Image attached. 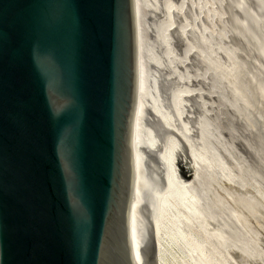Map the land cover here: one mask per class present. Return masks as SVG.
Segmentation results:
<instances>
[{
	"label": "water",
	"instance_id": "95a60500",
	"mask_svg": "<svg viewBox=\"0 0 264 264\" xmlns=\"http://www.w3.org/2000/svg\"><path fill=\"white\" fill-rule=\"evenodd\" d=\"M244 88L264 146V80ZM138 92L136 0H0V264H136ZM176 165L193 179L186 150ZM146 168L165 187L156 154Z\"/></svg>",
	"mask_w": 264,
	"mask_h": 264
},
{
	"label": "rangeland",
	"instance_id": "374dc122",
	"mask_svg": "<svg viewBox=\"0 0 264 264\" xmlns=\"http://www.w3.org/2000/svg\"><path fill=\"white\" fill-rule=\"evenodd\" d=\"M167 1L170 3L169 7L166 4L167 21L171 20L173 23L161 33L163 40H166L165 43L167 42L168 52L170 50L165 58V65L170 73L166 71L165 74L177 75L176 79L178 84L180 83L178 90L176 89L174 110L187 140L200 153L204 151V147L214 151L221 169V172H218L219 168L213 166L209 176L216 172L219 174L213 180L203 178L197 181L195 191H202L204 203L210 210V218L220 220L215 223V233L226 245L229 244L228 247L230 246L225 253L230 264H242L237 258L238 254L245 260L250 259L252 263L258 259L260 264H264V218L260 217L257 220L249 217L248 221L239 222L233 204L237 189L240 188L238 182L241 176V180H246L249 182L248 185L253 186V189H250L251 186L248 187L251 195L264 202V146L255 129L256 126L248 118L246 108L254 110V105L244 88V84L251 76H259L264 80V0ZM153 3L162 4L164 0H151V4ZM140 10L143 22L149 25L154 23L153 14L151 11L149 13L150 8ZM172 27L176 30L173 37ZM143 36L151 45L152 38L146 35V31ZM199 38L208 42L204 41V44H201ZM153 50L156 52L155 48ZM198 53L208 54L214 73L224 75L226 98L236 96L245 103L238 116L228 112L233 116L229 118L227 111L220 108L222 106L218 101L219 96L215 94L212 83L201 79L202 65L195 56ZM165 74L162 75L169 79L174 78ZM159 75L157 78L152 77V84L156 82L157 88L162 90L159 93L163 94L167 86L162 85L163 78L160 75V79ZM149 86L152 87L150 83ZM146 117L151 118L145 113L144 123H147ZM152 120L153 118L151 123ZM146 123L145 125L153 132L160 130V126L157 130L155 129L157 125L151 126L150 122ZM207 126L208 129L219 127L221 133L206 141L200 134ZM181 137L180 142L185 148L181 149L178 155H182L185 150L191 151L185 137ZM146 164L147 162L145 168ZM193 169L195 170L194 166ZM147 175V179L152 182L149 173ZM229 175L232 177L235 175V180L241 176L238 177V182H230ZM195 176L196 170L193 179ZM254 190H258V194ZM140 202V217L143 225L148 227L146 215L149 214L150 221L153 217L151 201L144 196L140 197ZM222 217L223 219H220Z\"/></svg>",
	"mask_w": 264,
	"mask_h": 264
},
{
	"label": "bare ground",
	"instance_id": "6f19581e",
	"mask_svg": "<svg viewBox=\"0 0 264 264\" xmlns=\"http://www.w3.org/2000/svg\"><path fill=\"white\" fill-rule=\"evenodd\" d=\"M136 4L139 35V92L133 143L135 189L130 216L134 231L132 246L133 257L136 264H145V256L143 257V255L146 252V242L148 241L147 227L143 225L141 220L139 204L141 205L140 197L146 196L151 201L150 205L153 208L152 214L154 218L152 217L150 223L153 228L152 233L157 241L159 264H230L229 259L225 256L230 246L228 247L229 244L226 245L215 233V223L220 222V220L210 218V210L207 204L204 203L202 191H195L197 181L203 178L206 180L216 178V175L219 173H213L211 176L209 174L213 166L219 168L218 172H221L220 165L214 156V151L208 147H204V151L200 153L195 150L192 143L185 137V133L179 125V120L174 110L176 89L178 90L180 83L178 84L176 79L177 75L165 74L166 71L169 72L165 65V58L170 53V50L168 52L167 42L165 43L166 40H163L161 32L169 28L171 23H173L171 20L167 21L166 9L170 3L167 0H164L162 4H151V0H136ZM141 8H144V10H149L150 8L149 13L151 11V14L157 18L155 19L152 15L155 20L154 23L152 22L149 25L147 22L142 21L140 17ZM172 28L175 32L173 33L172 30L173 34L171 33V35L173 37V35H176V30L174 27ZM145 31L146 35L148 34L152 38L150 41L151 45L146 42L145 36H143ZM198 41L201 44H204V41L206 43L208 42L201 38ZM151 46L156 49V52ZM195 56L202 65L201 76L203 78L201 79L204 82L212 83L215 94L219 96L218 101L220 106H222L219 107L225 109L227 114L228 112H233L237 115L245 103L236 96L231 99L226 98L224 90L225 77L223 74L217 75L214 73L212 65L209 62L208 54L203 53L201 55V53H198ZM159 74L163 79L160 78ZM162 74L174 78L169 79ZM158 75L162 80V85L167 86L163 94L159 93L162 90H159V87L157 88L156 82L152 84V77L157 78ZM149 83L152 87L149 86ZM145 113L153 118V122L151 123V118L146 117L147 123L150 122L151 126L152 124L157 125L155 129L160 126V130L157 129L158 132H153L145 125ZM229 114L228 117L231 115ZM231 117L233 116L229 118ZM208 127L200 134L206 141L212 136L221 133L219 127L215 126V129L213 127L208 129ZM181 136L185 137L191 148V151L187 152L191 156L193 166L196 170V176L191 181L184 179V176L181 177L175 162L180 150L185 148L182 147L180 142ZM152 154L157 155L160 160V166L166 175V185L159 190L154 189L153 183L147 179L148 173L145 168V162H147L148 157ZM229 176L230 182H238V177L241 175L236 180L235 175L233 177L231 175ZM241 177L238 182L240 188H236L237 193L234 196L233 202L236 219L239 222H246L249 217L253 219L257 218V220L260 217L264 218V202L257 196L254 197L251 195L248 187L251 186L250 189H253V186L248 185L249 182L247 183L246 180H241ZM149 178L151 179L150 176ZM148 182L152 184L149 185ZM254 191L257 192L258 190ZM220 219H223V217ZM249 256L251 257V255ZM237 258L239 260L243 259L239 254ZM241 263L260 264L258 259L252 263L247 258Z\"/></svg>",
	"mask_w": 264,
	"mask_h": 264
}]
</instances>
